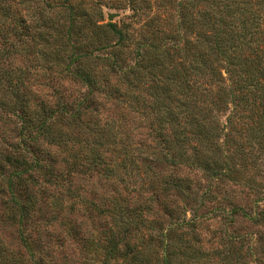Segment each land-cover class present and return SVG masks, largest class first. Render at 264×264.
Listing matches in <instances>:
<instances>
[{
  "label": "rangeland",
  "instance_id": "rangeland-1",
  "mask_svg": "<svg viewBox=\"0 0 264 264\" xmlns=\"http://www.w3.org/2000/svg\"><path fill=\"white\" fill-rule=\"evenodd\" d=\"M258 1L252 2L256 8L250 21L264 20ZM185 2L186 9L210 6V0ZM17 3L15 9L25 16L27 11ZM162 10L157 13L164 21L159 20L155 43L169 38L162 46L173 52L185 39H195L194 32L175 24V13L167 18ZM64 13L60 11V19L54 12L51 18L58 21L62 35L56 38L63 41V52L47 60L38 34L24 29L31 25L4 22L0 12V264H143L142 253L151 260L161 254L163 234L195 214L197 229L175 233L176 242L186 233L183 240L192 239L212 254L214 264H264V220L255 224L236 216L229 224L218 210L235 206L253 216L264 210V148L250 138V128L242 121L233 130L229 148L239 167L245 165L225 180L212 177L194 160V144L186 146L184 158L171 159L174 133L171 126H160L150 108L155 90L148 85L143 92L129 88L127 74L137 68L134 49L98 52L103 45L113 46L114 36L104 39L103 32L102 40H90L95 26L83 35L79 26L70 29ZM103 14L105 23L99 25L117 24L132 13L103 8ZM19 32L22 38L15 35ZM260 39L264 42V34ZM81 71L92 74L95 87L79 77ZM12 88L32 111L46 108L45 119L51 116L54 125L49 133L41 132L35 113L22 114L10 102L11 107L4 106ZM212 92L211 101L217 96ZM138 97L148 102L142 105ZM227 102L212 116L223 134L220 143L229 135L232 106ZM26 166L25 181H17L15 174ZM230 237L239 240L232 245Z\"/></svg>",
  "mask_w": 264,
  "mask_h": 264
},
{
  "label": "trees",
  "instance_id": "trees-1",
  "mask_svg": "<svg viewBox=\"0 0 264 264\" xmlns=\"http://www.w3.org/2000/svg\"><path fill=\"white\" fill-rule=\"evenodd\" d=\"M205 2L209 5L208 1ZM252 2L253 0H210V6L204 10L188 7L193 9L189 14L186 9L189 3L185 0H156L154 3L150 0H18V3L17 0H0V12L4 22L31 25L24 29H34L38 34L42 46L40 52L47 60L58 59L63 52L59 50L63 41L56 38L62 35L56 26L58 21L51 19L54 12L60 14V11L69 15L70 29L79 26L83 35H90V26L94 25L97 32L94 31L90 40H102L100 34L103 35V32L104 39L114 36L116 43L113 46L103 45L97 49L98 52L122 46L133 48L137 57V68L131 69L127 74L129 88L131 91L141 89L143 92L148 85L155 90L151 96L150 108L160 121V126L164 128L169 125L174 133L173 141L169 142L172 149L171 159L184 158L189 150L186 146L194 144V160L203 165L212 177L225 180L236 175L238 168L245 165L244 162L239 167L235 153L229 148L236 125L239 126L243 121V126L250 128V138L258 140L259 146L264 148V42L260 39L264 34L261 26L264 20L250 21L251 15L255 14L253 9L256 8ZM16 3L24 12L27 11L25 16L15 9ZM256 5L261 7L258 12L264 15V0H259ZM103 8L122 11L129 9L132 14L125 15L117 24L99 25L105 23ZM160 10L167 14V18L175 13L172 16L175 24L189 34L194 32L195 39H185L184 45L173 52L162 46L171 39L163 41L160 38L155 43L153 35L159 28V20L164 21L160 15L157 16ZM79 13L82 17H76ZM62 16L60 14V19ZM15 35L22 38L24 33ZM79 56L85 59L82 53ZM96 59L99 62H111L110 58ZM79 77L95 87L97 80L90 72L81 71ZM212 91H216L217 96L214 95L211 101ZM13 94L16 96L15 105L12 103ZM9 96L7 102L3 101L7 103L4 106L12 105L22 114L35 113L38 123L41 121L40 129L44 134L54 128L51 116L48 117V122L45 119L48 114L45 107L40 112H34L28 100L19 98L14 90ZM138 98L142 105L148 102L145 97L143 100ZM227 101L232 106L227 120L228 128L226 127L229 135L224 136V143H220L218 138L223 134L220 135L218 124L212 116L214 110L221 104L228 103ZM246 113L251 116H244ZM50 124L51 128H47ZM16 163L19 166L26 164H21V161ZM28 169L26 166L14 178L24 182L23 175ZM12 186L13 181H9L8 187ZM176 186L180 187L179 184ZM218 210L223 219L231 221L229 224L233 223L236 216L249 217L255 224L264 220V210H256L254 216L246 209L235 206L230 211ZM25 211L29 214L28 209L25 208ZM199 221L195 214L189 221L182 220L169 234H163L161 254L155 255L151 260L142 253L143 264H214L212 254H207L202 247L198 248L192 239L183 240L186 233L177 237L180 242L175 241V233L184 229L194 231ZM127 233L124 231V236ZM236 240L239 238L230 237V244L233 245L232 241ZM215 254L221 257L219 253Z\"/></svg>",
  "mask_w": 264,
  "mask_h": 264
}]
</instances>
